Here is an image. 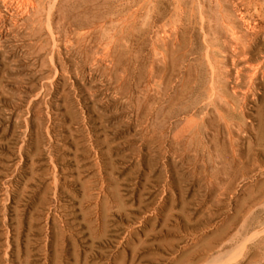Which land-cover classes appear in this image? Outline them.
<instances>
[{"label": "rangeland", "instance_id": "rangeland-1", "mask_svg": "<svg viewBox=\"0 0 264 264\" xmlns=\"http://www.w3.org/2000/svg\"><path fill=\"white\" fill-rule=\"evenodd\" d=\"M219 263L264 264V0H0V264Z\"/></svg>", "mask_w": 264, "mask_h": 264}, {"label": "bare ground", "instance_id": "bare-ground-1", "mask_svg": "<svg viewBox=\"0 0 264 264\" xmlns=\"http://www.w3.org/2000/svg\"><path fill=\"white\" fill-rule=\"evenodd\" d=\"M210 50V49H209ZM220 264V263H219Z\"/></svg>", "mask_w": 264, "mask_h": 264}]
</instances>
